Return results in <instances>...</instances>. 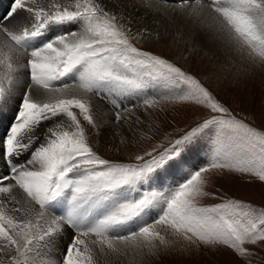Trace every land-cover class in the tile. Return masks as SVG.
<instances>
[{
  "label": "snow or ice",
  "instance_id": "6c2138e0",
  "mask_svg": "<svg viewBox=\"0 0 264 264\" xmlns=\"http://www.w3.org/2000/svg\"><path fill=\"white\" fill-rule=\"evenodd\" d=\"M125 7L9 0L0 12V264H120L177 241L222 246L251 264V248L264 245V206L200 201L219 199L207 191L213 173L264 185V128L234 115L196 75L139 47L163 36L134 30ZM139 7L179 15L193 34L264 68V0H139ZM162 103L209 114L165 134L166 143H150L154 126L145 129L138 110L151 115ZM109 126L121 146L137 149L130 161L94 147L90 138ZM205 138L212 143L200 162ZM152 209L159 212L149 222Z\"/></svg>",
  "mask_w": 264,
  "mask_h": 264
},
{
  "label": "rangeland",
  "instance_id": "374dc122",
  "mask_svg": "<svg viewBox=\"0 0 264 264\" xmlns=\"http://www.w3.org/2000/svg\"><path fill=\"white\" fill-rule=\"evenodd\" d=\"M0 2H3V5L6 0H0ZM174 38L157 40L153 37L138 46L163 55L190 74L196 75L234 115L258 129L264 128V68L249 67L234 55L226 52L225 49L222 50V58L215 53L214 55H204L198 50H190L189 46L185 44L186 42ZM216 44L219 43L216 42ZM97 101L102 102V108L110 110V106H107L104 101L95 98L94 102ZM130 104L128 105L130 106ZM149 112L151 115H146L145 129L149 125L154 126L153 139L150 143H166L165 134L178 135L180 131L187 129L209 114L196 106L179 103L174 105L162 103L160 107L151 109ZM45 125L50 126L48 123ZM90 139L100 155L115 161H130L137 151L135 147L131 146V142L124 146H121L119 141L103 146L97 145L96 139ZM211 143V138L201 141L204 151L200 162H203ZM207 191L219 199L204 198L200 201L202 205H211L219 203L225 198H232L257 207L264 206V185L251 180L248 176L227 172L213 173ZM251 251L256 253L250 258L251 264H264V245L253 247ZM53 255L58 257L59 251ZM120 264H245V261L237 258L229 249L222 246L215 248L195 244L189 246L185 242L177 241L174 246L156 256H148L141 260L139 257L133 258L129 255L128 260L122 257Z\"/></svg>",
  "mask_w": 264,
  "mask_h": 264
},
{
  "label": "bare ground",
  "instance_id": "6f19581e",
  "mask_svg": "<svg viewBox=\"0 0 264 264\" xmlns=\"http://www.w3.org/2000/svg\"><path fill=\"white\" fill-rule=\"evenodd\" d=\"M7 2V0H6ZM108 2V0H105ZM1 4L3 2H0ZM137 7L132 6L131 0H123V4L127 5V7L122 8L125 14L131 18L133 24V29H137L140 27H147L152 31H159L163 38H171L177 39L180 41L186 42L185 44L189 46L190 50L195 49L198 52L206 55H219V57H223L222 50L224 49L221 44H216L209 36L203 33H195L193 34L192 28L190 25L184 20L183 17L176 14H169L168 16H161L160 14L145 9L143 7H139V0H135ZM181 43V42H180ZM228 52V51H226ZM197 53V52H196ZM206 57V56H205ZM248 66V65H247ZM95 100V99H94ZM96 107L105 113L108 111L102 108V102H94ZM141 117L147 121L146 113L144 110H138ZM145 123L143 127L145 128ZM48 126L43 125V128H47ZM113 131H115L114 126L105 127L101 130V133L98 137H96V144L98 145H108L115 144L119 141V137L113 138ZM97 141H99L97 143ZM102 147V146H101ZM129 257H127L128 260ZM126 260V258H125Z\"/></svg>",
  "mask_w": 264,
  "mask_h": 264
}]
</instances>
